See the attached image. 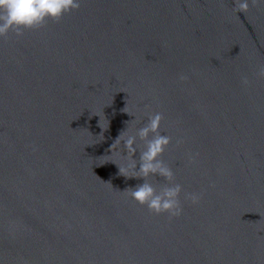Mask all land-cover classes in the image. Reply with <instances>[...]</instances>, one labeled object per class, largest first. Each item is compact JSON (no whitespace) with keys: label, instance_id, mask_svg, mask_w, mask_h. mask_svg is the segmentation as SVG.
<instances>
[{"label":"water","instance_id":"95a60500","mask_svg":"<svg viewBox=\"0 0 264 264\" xmlns=\"http://www.w3.org/2000/svg\"><path fill=\"white\" fill-rule=\"evenodd\" d=\"M260 66L253 0H79L0 37V264H264ZM151 113L178 217L133 201L143 181L118 174L122 142L109 152Z\"/></svg>","mask_w":264,"mask_h":264},{"label":"clouds","instance_id":"9594fccd","mask_svg":"<svg viewBox=\"0 0 264 264\" xmlns=\"http://www.w3.org/2000/svg\"><path fill=\"white\" fill-rule=\"evenodd\" d=\"M237 3L240 12L247 11L249 0H237ZM253 3L264 4V0H253ZM78 8L79 0H0V37L6 36L9 32L17 36L22 35L25 30L40 27L47 20H58L64 14ZM257 75L264 78V66L258 68ZM185 78L183 75L180 76L181 80ZM241 83L247 86L249 83L247 77H243ZM161 120L160 113H151L147 114V122L134 132L126 126L111 144L109 152L112 155L116 146L122 142L126 162L117 165L118 174L126 179L143 181L124 190L133 201L146 206L150 212L157 215L167 213L170 217H178L183 212L180 203L182 187L173 182L172 169L160 159L171 142L170 138L160 131ZM101 130L100 135H103L104 129ZM137 140L144 142L142 149L138 147ZM137 152L138 160L134 158ZM157 176L168 182L159 190L150 182L151 177ZM185 199L197 204L200 196L197 193H185Z\"/></svg>","mask_w":264,"mask_h":264}]
</instances>
